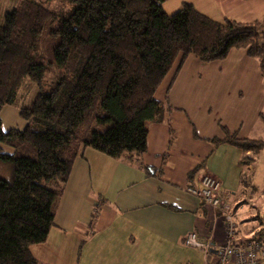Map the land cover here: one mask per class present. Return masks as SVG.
<instances>
[{
    "label": "trees",
    "instance_id": "trees-1",
    "mask_svg": "<svg viewBox=\"0 0 264 264\" xmlns=\"http://www.w3.org/2000/svg\"><path fill=\"white\" fill-rule=\"evenodd\" d=\"M22 1L0 24V161L12 170L0 177V264H38L31 246L47 239L85 147L130 160L147 150L150 123L167 110L156 92L179 57L212 62L244 48L264 78V15L218 21L191 3L168 14L165 0H66L63 12ZM27 77L39 93L20 107L26 126L5 131L1 112L15 105ZM224 130L216 144L238 146L241 164H253L264 140Z\"/></svg>",
    "mask_w": 264,
    "mask_h": 264
},
{
    "label": "crops",
    "instance_id": "crops-1",
    "mask_svg": "<svg viewBox=\"0 0 264 264\" xmlns=\"http://www.w3.org/2000/svg\"><path fill=\"white\" fill-rule=\"evenodd\" d=\"M184 3L218 21L254 22L264 15V0H165L163 6L172 14ZM181 60L162 81L158 97L156 92L167 110L162 121L150 123L141 156L114 158L85 147L77 157L47 239L31 246L38 264H212L215 254L187 247L185 237L197 231L222 243L224 217L186 187L198 186L204 174L215 176L237 221L244 189L231 192L227 173L239 171L243 178L241 166H254L241 164L238 146L214 140L226 137L224 129L260 139L264 78L244 48L211 62L219 64L218 76L194 55ZM201 73L211 80L203 81Z\"/></svg>",
    "mask_w": 264,
    "mask_h": 264
},
{
    "label": "rangeland",
    "instance_id": "rangeland-1",
    "mask_svg": "<svg viewBox=\"0 0 264 264\" xmlns=\"http://www.w3.org/2000/svg\"><path fill=\"white\" fill-rule=\"evenodd\" d=\"M38 1L41 5H46L49 9H52L57 12L67 11V8L70 7L69 3L66 0ZM22 4V0H0V24H4L5 17L8 12L19 8ZM48 28L49 24L45 26L43 38L41 40V45L43 46V48L48 46ZM202 63L204 67H207L208 65H213V72H215L218 76L217 71L220 68L219 64H212L211 62ZM201 71L203 72V70ZM219 72H221V70ZM201 74L203 81L211 80L210 77H208L207 73ZM54 75L55 74L53 72L47 73V84L52 81ZM160 92L161 90H158L157 97L160 95ZM38 93V86L35 83H32L28 77L25 78L21 88L19 89L15 105H13L12 107H6L1 112L2 125L5 131L9 130L10 128H25L27 122L19 114L20 107L30 105L36 98ZM259 138L264 140V128H261V136ZM253 166V171L248 170L246 167L242 166L240 168L245 172L247 182H244V179L240 177L241 175L239 174V171L235 172L234 170H231L229 173H227L229 180L233 184L231 186L233 187L234 191L231 192H234L235 194L240 187L244 189L242 194L244 200L241 204H239V206L243 205V208L237 209L236 212L238 232L240 234L238 236L239 241L242 239L246 240L247 238H258L261 240L264 239V236L260 237L261 235L259 234V231L264 227V149L261 150L256 156ZM11 174V166L0 161V177L10 178Z\"/></svg>",
    "mask_w": 264,
    "mask_h": 264
},
{
    "label": "built area",
    "instance_id": "built-area-1",
    "mask_svg": "<svg viewBox=\"0 0 264 264\" xmlns=\"http://www.w3.org/2000/svg\"><path fill=\"white\" fill-rule=\"evenodd\" d=\"M221 183L211 174H204L199 179V185H189L186 191L199 197L214 211L220 212L225 221L226 238L217 244L210 237H206L197 231H190L185 237V244L203 250L211 254V249H216L212 264H263L264 263V239L251 238L244 241L237 239L238 225L234 215V209L230 200L220 194ZM204 264H211L204 261Z\"/></svg>",
    "mask_w": 264,
    "mask_h": 264
},
{
    "label": "water",
    "instance_id": "water-1",
    "mask_svg": "<svg viewBox=\"0 0 264 264\" xmlns=\"http://www.w3.org/2000/svg\"><path fill=\"white\" fill-rule=\"evenodd\" d=\"M211 252L216 253L217 250L213 248V249H211Z\"/></svg>",
    "mask_w": 264,
    "mask_h": 264
}]
</instances>
